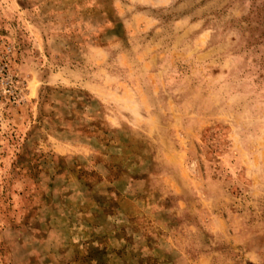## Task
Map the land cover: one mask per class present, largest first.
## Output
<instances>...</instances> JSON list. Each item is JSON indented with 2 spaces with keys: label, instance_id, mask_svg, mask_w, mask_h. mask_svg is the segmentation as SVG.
<instances>
[{
  "label": "rangeland",
  "instance_id": "rangeland-1",
  "mask_svg": "<svg viewBox=\"0 0 264 264\" xmlns=\"http://www.w3.org/2000/svg\"><path fill=\"white\" fill-rule=\"evenodd\" d=\"M0 264H264V0H0Z\"/></svg>",
  "mask_w": 264,
  "mask_h": 264
}]
</instances>
